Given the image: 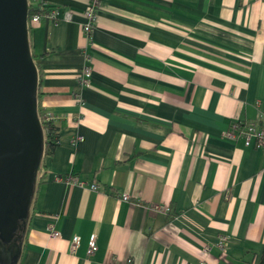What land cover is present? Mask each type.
I'll return each mask as SVG.
<instances>
[{
  "label": "crops",
  "instance_id": "0c3cea01",
  "mask_svg": "<svg viewBox=\"0 0 264 264\" xmlns=\"http://www.w3.org/2000/svg\"><path fill=\"white\" fill-rule=\"evenodd\" d=\"M86 1L27 3L71 18L26 20L36 117L57 142L16 264H259L264 149L224 132L264 118V0H101L88 40Z\"/></svg>",
  "mask_w": 264,
  "mask_h": 264
},
{
  "label": "water",
  "instance_id": "95a60500",
  "mask_svg": "<svg viewBox=\"0 0 264 264\" xmlns=\"http://www.w3.org/2000/svg\"><path fill=\"white\" fill-rule=\"evenodd\" d=\"M26 0H0V239L25 220L42 152Z\"/></svg>",
  "mask_w": 264,
  "mask_h": 264
},
{
  "label": "built area",
  "instance_id": "2783aa9c",
  "mask_svg": "<svg viewBox=\"0 0 264 264\" xmlns=\"http://www.w3.org/2000/svg\"><path fill=\"white\" fill-rule=\"evenodd\" d=\"M101 3V0H87L86 5L83 8L82 14L85 18V22L82 25V32L85 35V38L88 40V35L92 31V28L94 26L95 22V13L97 8L99 7ZM59 12L55 8H44L41 9V12L39 14L32 15L29 19V22L35 23L38 22L41 18L46 20H70L71 14L70 11L64 10L61 14H58ZM85 61H88V57L85 56ZM89 75H90V68L85 62L81 65L78 73H77V84L78 88H82L86 86L89 82ZM49 118H42V121L47 122ZM224 135L226 137H229L231 139H235L236 137H241L245 144H248L252 142L254 145L264 149V118L256 119L254 121L247 122L245 124H240L238 122L232 123L224 132ZM80 138V137H77ZM66 181H70L74 184H77L79 186H87L89 189L94 190L96 189V185L94 183H86L84 181L75 179L71 176H65L63 177ZM128 196L125 193L120 194V199L123 201L128 200ZM154 209H160L167 211L166 207H156L153 206ZM47 229L49 231V236L54 238L58 236V232L53 229L52 224L47 225ZM226 235H220L216 241V246L222 250L225 251L227 249L226 247ZM78 243V238L76 236H73L70 242V250H73L75 246ZM95 250V242L94 237L91 235L89 237L86 252L87 254L91 253ZM202 253L207 252V247H204L201 251Z\"/></svg>",
  "mask_w": 264,
  "mask_h": 264
},
{
  "label": "flooded vegetation",
  "instance_id": "af4514ba",
  "mask_svg": "<svg viewBox=\"0 0 264 264\" xmlns=\"http://www.w3.org/2000/svg\"><path fill=\"white\" fill-rule=\"evenodd\" d=\"M33 191H34V186H33ZM29 205H28L26 219L18 220L16 222V225L14 229L11 231L9 238H7V240L0 239V260L2 261V263L0 264H16L17 262V258L21 250V246L23 243L24 234L27 226Z\"/></svg>",
  "mask_w": 264,
  "mask_h": 264
},
{
  "label": "trees",
  "instance_id": "16d2710c",
  "mask_svg": "<svg viewBox=\"0 0 264 264\" xmlns=\"http://www.w3.org/2000/svg\"><path fill=\"white\" fill-rule=\"evenodd\" d=\"M46 6L43 7H35V6H27V19H30L32 15L39 14L41 9H44ZM49 8V7H46ZM41 129L44 132V141H43V151L45 154H49L52 152L54 146L57 142V135L55 133L54 128L50 125L49 122L39 120ZM170 213L168 210L167 213ZM259 264H264V245L261 247L260 254H259Z\"/></svg>",
  "mask_w": 264,
  "mask_h": 264
},
{
  "label": "rangeland",
  "instance_id": "374dc122",
  "mask_svg": "<svg viewBox=\"0 0 264 264\" xmlns=\"http://www.w3.org/2000/svg\"><path fill=\"white\" fill-rule=\"evenodd\" d=\"M27 1V3H28V0H26ZM40 116V115H39ZM42 120V118H41V116L39 117V120ZM37 169V168H36ZM35 177V176H34ZM0 263H2V261L0 260Z\"/></svg>",
  "mask_w": 264,
  "mask_h": 264
},
{
  "label": "bare ground",
  "instance_id": "6f19581e",
  "mask_svg": "<svg viewBox=\"0 0 264 264\" xmlns=\"http://www.w3.org/2000/svg\"><path fill=\"white\" fill-rule=\"evenodd\" d=\"M127 195V194H126ZM128 196V195H127ZM156 207H158V206H156ZM160 207H165V206H160ZM167 208V207H166ZM160 210V209H159ZM161 211H164V210H161Z\"/></svg>",
  "mask_w": 264,
  "mask_h": 264
}]
</instances>
